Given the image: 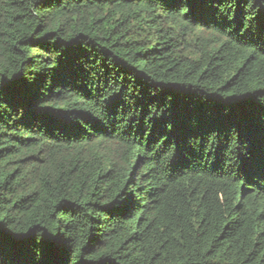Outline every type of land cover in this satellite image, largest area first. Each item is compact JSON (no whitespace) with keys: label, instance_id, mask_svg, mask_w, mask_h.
Instances as JSON below:
<instances>
[{"label":"trees","instance_id":"trees-1","mask_svg":"<svg viewBox=\"0 0 264 264\" xmlns=\"http://www.w3.org/2000/svg\"><path fill=\"white\" fill-rule=\"evenodd\" d=\"M0 264H264V0H0Z\"/></svg>","mask_w":264,"mask_h":264}]
</instances>
